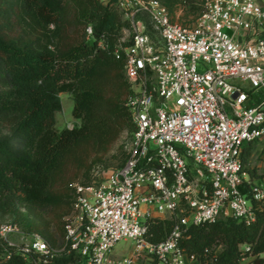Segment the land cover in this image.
I'll list each match as a JSON object with an SVG mask.
<instances>
[{"label":"built area","instance_id":"1","mask_svg":"<svg viewBox=\"0 0 264 264\" xmlns=\"http://www.w3.org/2000/svg\"><path fill=\"white\" fill-rule=\"evenodd\" d=\"M97 1L126 23L114 55L130 85L127 158L91 185H71L60 247L0 223V264H48L62 255L80 264H198L178 246L188 228L255 219L240 192L241 155L264 142V0H206L190 25L173 22L156 0ZM86 33L91 43L92 28ZM252 190L264 201V191ZM158 218L178 226L152 245L146 223ZM122 241L135 247L118 259Z\"/></svg>","mask_w":264,"mask_h":264},{"label":"trees","instance_id":"2","mask_svg":"<svg viewBox=\"0 0 264 264\" xmlns=\"http://www.w3.org/2000/svg\"><path fill=\"white\" fill-rule=\"evenodd\" d=\"M156 1L183 25L196 22L206 7V0ZM125 26L117 10L97 0H0V214L53 248L64 241L71 185H91L104 172L111 148L133 131L124 105L130 85L114 55ZM61 94L71 96L80 125L58 131ZM251 151L241 155L242 173L250 172ZM240 192L252 201L254 221L223 218L190 227L178 242L184 254L198 264H264V201L253 199L246 181ZM45 212L54 216L46 220ZM177 226L174 218L150 219L146 240L158 245ZM8 264L25 262L15 258ZM48 264L80 262L62 255Z\"/></svg>","mask_w":264,"mask_h":264},{"label":"rangeland","instance_id":"3","mask_svg":"<svg viewBox=\"0 0 264 264\" xmlns=\"http://www.w3.org/2000/svg\"><path fill=\"white\" fill-rule=\"evenodd\" d=\"M181 13H178L177 19L180 17ZM178 22V21H177ZM61 103H62V111L56 114V128L58 131H62L66 128L72 129L73 127L80 125L79 120H75L73 118V108H74V103L71 99V96L68 94H61ZM127 131H125L120 139L117 141V143L111 148L110 152L108 155L105 157L104 162H105V167L102 168V170L106 173L107 171H112L115 168H118L121 166L122 161L124 159L123 153H127V144H128V137L126 135ZM260 161L263 160H256L255 162L259 163ZM264 163V161H263ZM258 166L260 165L257 164ZM262 165V164H261ZM107 167V168H106ZM260 170L257 168V171ZM107 174V173H106ZM105 174V175H106ZM264 176H256L255 181L257 184H252V187L254 189H259V191H264V188H262L261 183L258 182V180L263 179ZM246 181H249V176H245ZM252 204V202H250ZM22 212L25 213L26 215H29L32 219H35L36 216L28 209L22 208ZM40 216V215H39ZM42 217H44L46 220L51 219L54 215H49V212H45L44 214H41ZM4 222H13V218L10 216H2L0 214V223ZM57 244L58 246L61 244V241L59 238L57 239ZM135 247V242L129 241L125 242L122 241L120 242L116 247H115V254L118 257V259H122L123 257H128L132 250ZM137 264H147L145 259H140Z\"/></svg>","mask_w":264,"mask_h":264},{"label":"crops","instance_id":"4","mask_svg":"<svg viewBox=\"0 0 264 264\" xmlns=\"http://www.w3.org/2000/svg\"><path fill=\"white\" fill-rule=\"evenodd\" d=\"M248 147H251V159H250V163L248 165V169H249V173H244V178L245 176H249V181H245L248 182L251 186L252 184H257L256 181H255V177L256 176H264V142H259V143H256L252 146H247L246 148ZM256 160H263V161H260V165L258 166L257 162H255ZM262 164V165H261ZM257 168H259L260 170L257 171ZM251 173V174H250ZM258 182L261 183V187L264 188V178L263 179H260L258 180Z\"/></svg>","mask_w":264,"mask_h":264}]
</instances>
